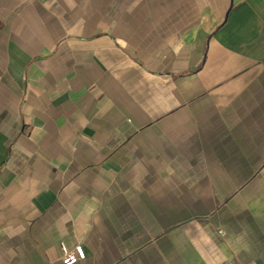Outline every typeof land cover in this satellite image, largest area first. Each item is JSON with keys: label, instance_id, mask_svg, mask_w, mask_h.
Returning <instances> with one entry per match:
<instances>
[{"label": "crops", "instance_id": "0c3cea01", "mask_svg": "<svg viewBox=\"0 0 264 264\" xmlns=\"http://www.w3.org/2000/svg\"><path fill=\"white\" fill-rule=\"evenodd\" d=\"M264 264V0H0V264Z\"/></svg>", "mask_w": 264, "mask_h": 264}, {"label": "built area", "instance_id": "2783aa9c", "mask_svg": "<svg viewBox=\"0 0 264 264\" xmlns=\"http://www.w3.org/2000/svg\"><path fill=\"white\" fill-rule=\"evenodd\" d=\"M61 263L62 264H77L85 259V252L81 245H76L72 250H69L63 244H60Z\"/></svg>", "mask_w": 264, "mask_h": 264}]
</instances>
